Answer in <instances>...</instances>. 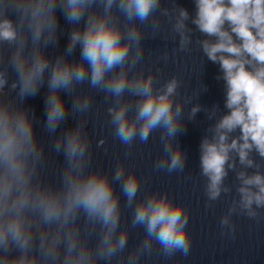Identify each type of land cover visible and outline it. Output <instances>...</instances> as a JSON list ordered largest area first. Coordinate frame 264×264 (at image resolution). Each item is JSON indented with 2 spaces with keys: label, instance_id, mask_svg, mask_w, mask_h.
Returning <instances> with one entry per match:
<instances>
[{
  "label": "clouds",
  "instance_id": "obj_1",
  "mask_svg": "<svg viewBox=\"0 0 264 264\" xmlns=\"http://www.w3.org/2000/svg\"><path fill=\"white\" fill-rule=\"evenodd\" d=\"M193 2L194 15L175 0L170 7L161 0H0V264H142L153 255L190 254L184 203L167 191L141 194L142 177L122 160L114 169L92 167L86 128L93 90L110 101L107 123L124 159L158 131L162 154L153 168L167 174L185 171L187 154L176 138L204 111L214 121L199 145L205 207L234 187L236 197L219 221L221 236L235 238L233 216L264 220V0ZM58 11L72 28L63 52L51 58L47 49L59 43ZM163 23L171 25L173 41L178 37L174 53L190 52L195 43L219 65L225 113L218 105L193 104L179 77L161 82L162 70L143 64L144 28L150 25L156 39ZM194 31L203 38L194 40ZM159 59L167 63L168 52ZM85 84L90 91H79ZM45 85L47 148L64 157L57 183L43 178L45 145L34 132V112L24 106ZM206 91L203 85L196 100ZM61 93L72 97L70 109ZM69 115L74 127L61 128ZM230 172L232 185L226 183ZM125 207L131 220L122 225ZM136 229L143 237L130 248Z\"/></svg>",
  "mask_w": 264,
  "mask_h": 264
}]
</instances>
